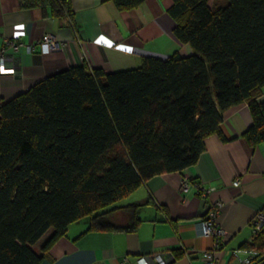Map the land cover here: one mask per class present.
I'll return each mask as SVG.
<instances>
[{
	"label": "trees",
	"instance_id": "1",
	"mask_svg": "<svg viewBox=\"0 0 264 264\" xmlns=\"http://www.w3.org/2000/svg\"><path fill=\"white\" fill-rule=\"evenodd\" d=\"M112 1L119 11L146 0ZM72 24L70 0H18ZM173 34L192 52L143 57L106 73L71 66L0 99V264H43L70 224L134 231L139 205H118L153 176L197 162L224 112L247 103L250 146L264 142V0H172ZM125 225L112 222L115 213ZM52 235L36 252L32 246ZM240 248L264 263V227Z\"/></svg>",
	"mask_w": 264,
	"mask_h": 264
},
{
	"label": "crops",
	"instance_id": "2",
	"mask_svg": "<svg viewBox=\"0 0 264 264\" xmlns=\"http://www.w3.org/2000/svg\"><path fill=\"white\" fill-rule=\"evenodd\" d=\"M70 1L72 24L44 16L38 7L22 9L18 0H0V48L7 41L34 47L30 54L8 50L7 67L15 74L0 73V99H10L71 66L85 64L111 73L136 68L143 57L192 52L173 34L174 22L167 14L172 0H146L131 11H119L112 1ZM217 1L207 3L213 7ZM44 34L65 45L42 54ZM259 100H264V88ZM248 110L245 103L224 112L220 125L226 141L217 135L205 137V149L194 165L153 176L126 197L124 205H139L141 221L134 231L93 230L86 220L74 222L50 246L43 264H120L124 258L125 264H137L138 257L154 253L167 264H203L204 251L215 253L216 264H238L245 255L234 253L254 235L251 219L264 214V142L254 147L243 138L252 123ZM236 179L240 184L233 186ZM213 187L207 194L201 191ZM217 201L221 208L215 223L226 236L216 240L202 234L199 223ZM113 215L116 225L127 223L122 213ZM52 232L49 229L32 248L39 252Z\"/></svg>",
	"mask_w": 264,
	"mask_h": 264
},
{
	"label": "built area",
	"instance_id": "3",
	"mask_svg": "<svg viewBox=\"0 0 264 264\" xmlns=\"http://www.w3.org/2000/svg\"><path fill=\"white\" fill-rule=\"evenodd\" d=\"M39 47L41 50V53L44 54L48 51L54 50L56 48L62 47L65 45V43H60L53 35L51 34H44L39 42ZM60 45V46H59ZM8 50L12 51L14 53L19 52L20 50H24L27 54H30L33 52L34 47H32V44H26L23 45L21 42H15V41H7L6 45L0 48V73L1 74H15V69L12 67H7V59L9 57ZM240 184L239 179H236L233 181V186H238ZM187 187L186 183H183V188ZM214 190L213 188H202L201 191L203 194H207ZM221 208V202L217 201L216 203H213L210 208L209 217L199 223L202 227V234L212 236L216 238H221L224 235V231L219 228L216 225V213L217 210ZM251 225L253 228V234L258 233L263 227H264V214L261 212L256 213L253 218L251 219ZM243 253L245 255V258L242 260H238V264H252L255 260V257L259 255V253L256 250L248 249V248H242L238 251H236L234 254L237 256V254ZM201 258L203 260V264H216L215 260V253L213 251H204L201 255ZM237 260V259H236ZM127 262V259L124 258L122 263L125 264ZM137 264H167V259L163 257L160 253H154L151 256H140L136 259Z\"/></svg>",
	"mask_w": 264,
	"mask_h": 264
},
{
	"label": "rangeland",
	"instance_id": "4",
	"mask_svg": "<svg viewBox=\"0 0 264 264\" xmlns=\"http://www.w3.org/2000/svg\"><path fill=\"white\" fill-rule=\"evenodd\" d=\"M117 203H118V205H124V204H126V203H127V199H126V198H124V199H122V200L118 201Z\"/></svg>",
	"mask_w": 264,
	"mask_h": 264
}]
</instances>
